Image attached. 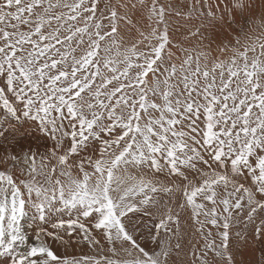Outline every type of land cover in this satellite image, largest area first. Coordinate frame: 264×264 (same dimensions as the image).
<instances>
[{
  "label": "snow or ice",
  "instance_id": "snow-or-ice-1",
  "mask_svg": "<svg viewBox=\"0 0 264 264\" xmlns=\"http://www.w3.org/2000/svg\"><path fill=\"white\" fill-rule=\"evenodd\" d=\"M0 264H264V0H0Z\"/></svg>",
  "mask_w": 264,
  "mask_h": 264
}]
</instances>
